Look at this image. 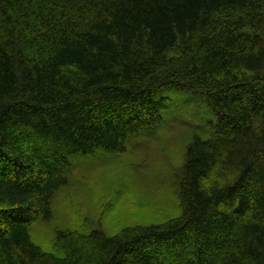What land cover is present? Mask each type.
I'll use <instances>...</instances> for the list:
<instances>
[{"label": "trees", "instance_id": "16d2710c", "mask_svg": "<svg viewBox=\"0 0 264 264\" xmlns=\"http://www.w3.org/2000/svg\"><path fill=\"white\" fill-rule=\"evenodd\" d=\"M177 98L204 109L181 214L37 244L73 160L135 148ZM0 264H264V0H0Z\"/></svg>", "mask_w": 264, "mask_h": 264}, {"label": "rangeland", "instance_id": "374dc122", "mask_svg": "<svg viewBox=\"0 0 264 264\" xmlns=\"http://www.w3.org/2000/svg\"><path fill=\"white\" fill-rule=\"evenodd\" d=\"M169 111L164 123L140 137L135 148L74 159L72 184L56 192L52 219L34 223L33 240L50 251L58 229L85 233L99 225L114 235L125 226L159 223L180 215L178 176L187 144L196 134L202 135L204 109L177 98Z\"/></svg>", "mask_w": 264, "mask_h": 264}]
</instances>
